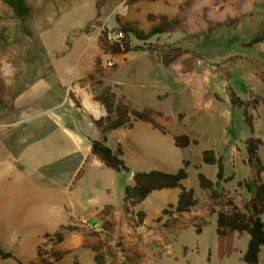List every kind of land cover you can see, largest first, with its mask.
<instances>
[{
    "label": "rangeland",
    "instance_id": "1",
    "mask_svg": "<svg viewBox=\"0 0 264 264\" xmlns=\"http://www.w3.org/2000/svg\"><path fill=\"white\" fill-rule=\"evenodd\" d=\"M95 1L24 0L28 7L25 21L32 35L14 42L20 35L18 21L13 9L0 0L1 40L5 38L9 42L0 46V115L16 121L0 125L3 131L0 132V166L3 168L6 165L11 169L13 161L20 163L21 174L30 181L35 180L38 186L49 185L52 189L51 197L42 206H32L29 213L38 212L40 215L61 211L62 203L68 200L73 209L85 215L107 199L116 201L122 194L119 180L131 177L130 173H119L104 167L99 169L87 161L67 194V186L77 171L76 157L80 156L81 145L78 138L48 122L41 111L42 107L56 102L49 101L45 96L50 94L55 98L59 93L63 104L57 109L58 114L71 116L68 101L64 100L67 88L77 79L82 80V86L85 82L89 83L86 74L92 69L95 56L101 55L104 64L109 59V56L102 55L96 43L100 28L95 27L90 33L81 31L95 17ZM181 1L104 0L98 22L112 30L118 25L115 19L118 16L121 20L135 21L141 28L148 29L151 23L146 20L147 13L171 17ZM263 33L264 0H255L250 13L232 26L222 25L199 36H188L177 29L150 39L197 52L201 58L195 61L189 72L180 71V60L164 66L147 51H132L112 58L117 67L103 82L116 84L114 90L118 97L136 108L152 107L172 116L169 121L159 119L166 133L146 122H138L133 129L125 130L129 139L122 136L125 153L122 159L132 170L159 169L168 172H175L182 167L183 160H189L191 165L186 169L187 178L183 184L195 189L199 197L197 206L190 211L176 213L168 207L169 212L159 218V237L167 238L168 242L172 239L173 242L172 251L167 252L166 247L163 249L164 257L159 255V264H206L204 246L215 244V219L205 225L210 220L211 211L219 209L227 213L234 207L243 209L252 195V190L228 183L220 197L211 198L208 191H198L197 173L213 177L215 166L202 164L194 168L192 165L201 164L203 150L213 149L223 155L227 172L234 171L239 179L248 175L240 155L245 151L244 140L250 131L242 108L230 105L231 90L244 100L257 96L260 101L256 110L248 111L253 115L255 134L263 141L258 155L264 164V83L256 76L258 67L264 63V41L252 46L244 45ZM65 79L67 82L62 87L61 82ZM99 87L100 84L89 83L92 91ZM215 93L223 101L215 100ZM14 102L15 106L31 105L13 111ZM180 113L184 115L181 120L178 119ZM181 133L196 139L197 144L183 148L174 146L171 137ZM71 153L73 161L64 164L63 157ZM4 176L0 171V178ZM262 178L264 180V172ZM221 185H217L218 190ZM177 192V188L160 190L159 197L157 193H152L144 207L148 204L154 207L159 199L160 210L167 200L176 199ZM130 221L131 224L136 223L133 214H130ZM124 225L125 222L116 231L115 238L120 249L127 251L130 247L124 239L130 232ZM197 226H204L199 236L190 228ZM177 229L184 230L175 237L173 231ZM196 242L202 248L199 252L194 249ZM0 245L20 260L0 259V264H63L62 253L44 237L37 244L35 253L29 237H13L0 229ZM183 245L187 247L186 254ZM237 245L243 250L246 239H239ZM110 254L114 256L112 251ZM81 256V264H91L92 259L84 251ZM142 257L140 253L132 252L133 259ZM240 258L241 253H232L223 259L214 255L211 264H244ZM259 263L264 264V246L259 252ZM64 264L71 263L65 260Z\"/></svg>",
    "mask_w": 264,
    "mask_h": 264
},
{
    "label": "trees",
    "instance_id": "2",
    "mask_svg": "<svg viewBox=\"0 0 264 264\" xmlns=\"http://www.w3.org/2000/svg\"><path fill=\"white\" fill-rule=\"evenodd\" d=\"M7 3L14 11L18 21L19 36L14 42L20 41L23 37L32 35V31L28 27L25 16L28 7L24 0H2ZM137 1V0H131ZM255 0H182L171 17L166 14H155L149 12L146 14V20L151 23L148 29L141 28L137 22L130 20H121L116 16L117 26L109 29L98 22L100 16V7L104 0L95 1V17L90 20L81 31L90 33L99 27L96 43L100 48L102 55L109 56V65L103 63L102 56L97 55L93 60L91 71L87 75V79L91 83L100 84L99 89L93 91V98L97 100L105 109L106 115L94 121L100 130V137L93 139L90 143L91 153L98 158L101 164L116 172L130 173L132 168L122 159L123 148L120 143H116L114 147L107 145V133L118 128H131L136 121L149 123L153 128L166 133V128L159 123V119L169 121L172 116L168 113L161 112L152 107L136 108L130 102L117 96L114 85L106 84L103 79L117 67L112 58L125 55L132 51H147L156 56L159 63L169 66L171 63L180 60V71L183 73L191 71L195 61L201 56L188 48L177 45H163L156 41H150L151 38H158V35L171 33L180 29L188 36H199L206 32H211L222 25L232 26L250 13L251 5ZM264 41V33L255 36L244 45L252 46ZM9 42L1 40L0 46L8 45ZM258 79L264 83V63L260 65L256 71ZM69 97L73 100L76 107H80L79 102L73 94L69 92ZM217 101L223 99L214 94ZM230 105L242 108L244 120L249 128L250 135L244 140L245 151L240 155L241 163L247 167L248 175L244 178L236 180V186L244 187L248 191L252 190V195L245 202L243 209L234 207L229 213L223 211H214L216 214V235H217V257L222 259L238 251L234 245L235 236L241 237L248 235L246 248L241 255L244 264H260L259 252L264 246V180L262 173L264 172V164L260 161L258 151L262 145V138L255 134L253 126V115L248 109L256 110L259 106L257 96H250L244 100L230 91ZM183 114H178V119L183 118ZM171 141L176 147H187L190 144H197V140L191 138L185 133L176 134L171 137ZM224 157L222 154L213 149H205L201 153V164L214 165L216 167V180L207 177L203 172L197 173L198 186L202 190L210 192L211 198L220 197L216 188L217 181L229 182L234 180L235 172L232 171L228 175L224 173ZM201 164L192 165L199 168ZM191 165L189 160L182 161V167L175 172H168L159 169L151 170H134L131 176L132 182L125 184L123 187V200L125 203L134 207L140 204L152 191L161 189H178L175 203H168L161 211V216L167 214L168 207L175 212H186L190 207L195 206L198 202L194 189L188 188L183 184L187 178V167ZM79 170L75 175V180L81 175ZM111 206L106 205L101 213L107 214V210ZM136 223H141L144 218V211L137 210L133 212ZM159 216V218L161 217ZM110 224L109 221H106ZM103 227V226H102ZM77 229L71 224L60 226V228L51 233L45 234L53 244H57L64 239L68 231ZM195 232H200V227H195ZM103 242L99 246H93V259L96 264H105L106 260L101 248H104ZM39 249V246H38ZM39 255V252H37ZM0 259H13L19 262V258L10 250L4 249L0 245Z\"/></svg>",
    "mask_w": 264,
    "mask_h": 264
},
{
    "label": "crops",
    "instance_id": "3",
    "mask_svg": "<svg viewBox=\"0 0 264 264\" xmlns=\"http://www.w3.org/2000/svg\"><path fill=\"white\" fill-rule=\"evenodd\" d=\"M88 73L86 74V78ZM66 82V79L61 82L62 87L63 84ZM81 82V79L73 81L70 87L67 88L66 94L64 95V100L68 101L69 110L72 112L71 116L64 117L58 114L57 109H59V107L63 104V102H61L60 100L61 96H59V93L56 95L55 98H52L50 94H48V96L46 95L45 97L48 98L49 101L56 100V102H50L53 104H49L48 106L42 107L41 110L43 112V115L46 116L45 118L48 122H53V124H56L58 127H61L63 132L69 133L73 137L78 138L77 140L81 145V152L79 158L78 156L76 157L77 171L75 175L79 170H83V166L87 161H91L93 165L99 169H102V167H104L98 160V158L91 153L90 143L93 139H97L100 137V130L95 125L94 121L104 117L106 115V111L104 107L93 98V91L89 88V83L91 82L88 80L89 83L85 82L83 86L81 85ZM69 92H71L75 99L79 102L80 107L75 106V103L69 97ZM29 105L31 104H19L18 106H15L14 102L13 111L17 110V108L30 107ZM0 119H2L0 121V125H9L10 123L16 122L8 120V116L3 115H0ZM138 122L143 121H136L133 127ZM133 127L118 128L108 132L106 142L107 145L114 147L116 143H120L123 148L122 156H124L125 153L122 142V136H125L127 139H129L128 134L127 132H125V130H131L133 129ZM0 132L3 133V131L1 130ZM63 159L64 164L72 162V153L66 154ZM20 165V163H16L13 161L11 169L9 168V166L6 165L3 168H1L0 166V171L5 175L3 178H0V181L3 180V182L0 183V229L4 234L11 235L13 237H29L30 243H32L33 246V251H35L37 244L41 241L45 234H51L57 231L60 226L66 224H71L77 229L68 231L65 234L64 239L61 242L55 244L56 248L62 253L63 264L65 260L71 264H81L82 251H84L85 255L92 259L91 264H96L93 259L94 252L91 247L99 246L103 242L105 243V245L104 248L100 249V252H103L104 254L106 260L105 264H159V255L161 257H164L165 251H163V249L168 247L167 252L172 251V239L168 242L167 238L159 237V216H161V211L165 207H167V204L175 203L176 199L174 201L167 200L164 207H162L160 210L158 204L159 199H157L154 207L150 204H148L147 207H144V204L148 200L149 195H151L152 193H157L159 197L160 190H154L140 204L134 207H130L123 200V187L125 184L132 182V178L130 177L128 179L124 178L122 181L119 180L118 183L120 188L122 189V194L120 193V197L116 201H113L112 199H107L106 202L99 206H96L92 211L85 215L79 210L73 209L72 203H70V201L68 200H66V202L64 200V202L62 203L61 211L49 212L47 214L42 213L40 215L38 214V212L29 213V209L32 206H35V208H37L38 205L42 206V203H44L47 198L51 197L50 195L52 194V189L49 185L38 186L35 184V180L30 181L28 177L20 173ZM230 172L232 171L227 172L226 169L224 170L225 175H228ZM215 174L216 170L213 177L209 178L212 180H216ZM75 175L70 181V184L67 186V194L70 193L73 188V180L75 178ZM238 179L239 178H237L235 174V178L232 181L225 183L221 180H218L217 185L219 183L222 184L219 190L216 185L219 195H221V192L223 190L227 189V187L225 186L226 184L234 183V185L236 186V180ZM198 191L207 190H202L198 186ZM194 193L197 199L199 200L198 194H196L195 189ZM197 204L195 206H197ZM106 205L111 206V208L107 210V214H103L101 213V210ZM195 206L190 207L188 211H190ZM137 210L144 211L145 215L143 221L141 223L131 224L130 214H133V212ZM215 211L221 210L216 209ZM213 219H215L216 229L215 213H211L210 220L206 221L205 225ZM106 221H109L110 224H107ZM86 222H88L89 224L93 222H99L100 225L97 230H90L87 229L85 225ZM123 222H125L124 228H126L130 232L125 236L126 238L124 239L125 244L130 247L127 251H123L120 249V246L117 245L115 238V235L117 233L116 231H118ZM204 226L200 228L199 233L195 232V227L190 228L193 229L196 235L199 236L201 235ZM183 230L184 229H177L173 231V234L176 237ZM239 239H246L247 243L248 235L245 234L241 237L235 236L234 238V245L238 249V251L235 253H241L242 255L243 251L246 248V245L243 250L239 248V246L237 245V241ZM195 248L198 252L200 251V249H202L197 242L194 243V249ZM186 249L187 247L183 245L184 254H186ZM203 250L205 253L204 259L206 261V264H211L214 255L217 256L216 231L215 244L212 243L211 245H206L204 246ZM111 251L114 256H111ZM134 251L140 253L143 257L139 260L133 259L132 252ZM73 256H76L75 261L73 260Z\"/></svg>",
    "mask_w": 264,
    "mask_h": 264
},
{
    "label": "built area",
    "instance_id": "4",
    "mask_svg": "<svg viewBox=\"0 0 264 264\" xmlns=\"http://www.w3.org/2000/svg\"><path fill=\"white\" fill-rule=\"evenodd\" d=\"M111 62H108L107 61V63H106V65H109ZM85 225H86V227H87V229H90V230H97L98 228H99V222H93V223H88V222H86L85 223ZM48 240V239H47ZM42 251V250H41Z\"/></svg>",
    "mask_w": 264,
    "mask_h": 264
},
{
    "label": "water",
    "instance_id": "5",
    "mask_svg": "<svg viewBox=\"0 0 264 264\" xmlns=\"http://www.w3.org/2000/svg\"><path fill=\"white\" fill-rule=\"evenodd\" d=\"M133 173H134V170H131V171H130V175L132 176V175H133Z\"/></svg>",
    "mask_w": 264,
    "mask_h": 264
}]
</instances>
